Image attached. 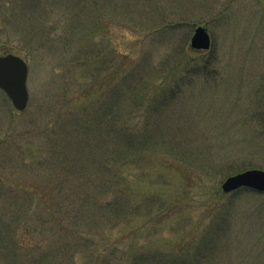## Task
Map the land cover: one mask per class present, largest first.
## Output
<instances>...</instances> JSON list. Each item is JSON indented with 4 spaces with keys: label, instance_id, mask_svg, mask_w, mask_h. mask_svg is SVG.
I'll return each mask as SVG.
<instances>
[{
    "label": "rangeland",
    "instance_id": "obj_1",
    "mask_svg": "<svg viewBox=\"0 0 264 264\" xmlns=\"http://www.w3.org/2000/svg\"><path fill=\"white\" fill-rule=\"evenodd\" d=\"M75 1L0 0V56L26 61L29 92L19 112L0 89V264H264V193L216 194L264 170V0ZM99 103L145 132L127 166L77 124ZM116 178L133 205L102 218L85 197Z\"/></svg>",
    "mask_w": 264,
    "mask_h": 264
},
{
    "label": "trees",
    "instance_id": "obj_2",
    "mask_svg": "<svg viewBox=\"0 0 264 264\" xmlns=\"http://www.w3.org/2000/svg\"><path fill=\"white\" fill-rule=\"evenodd\" d=\"M38 1L42 2L43 0H38ZM86 1L87 0H76L75 1L76 4H71V6H72V8H76L77 7L76 5L81 6L80 4L83 5V3L85 4ZM5 54H8V52ZM97 105H101L100 108L103 106L102 109H104V113L102 115H98V113L91 114L92 116L89 119L91 122L90 126H88L87 124L81 125L82 123H80V122H78L77 124L83 127L85 134H87V132L89 130L97 131L99 134L98 140H99L100 144L107 145L111 140H113V142L116 141L115 144L118 147H120L119 144L123 143V150L121 152V155L119 154L116 159L114 158L110 162L112 164L123 162L124 166H127L126 164H128L127 161H128V159H130L131 153H133V155L131 156V158H132L135 156L134 154L138 151L136 148L138 136L139 135L142 136L143 134H145V132L139 134V131H138L139 128L137 130H135L137 127L135 129H133V126L129 125V122L126 118L121 119L119 116H116L115 114L109 112V109L106 110L105 105H103L101 103H99ZM93 110H94V108H93ZM109 113H111V114H109ZM86 117H88V116L86 115ZM118 121L120 122L119 127H117ZM127 125L129 127H127ZM130 126L132 127V129L130 128ZM60 135H61V133H59V135H57L58 137L55 140H52L51 145H50L51 146V152L53 155L52 158L55 161H56V158H59L61 160V159H63L62 157H64V158L68 157L67 149H65L64 152L61 151V153L59 150H57L58 147L64 148L63 143H64V140L66 139L65 137H61ZM82 155H85V154H82ZM87 156L89 157V154H87ZM80 157L85 158L84 156H80ZM105 157H107V155ZM95 160H96V158H95ZM100 162L103 165L99 166L98 169L99 170L104 169V168L107 169V167H108L107 165L109 164V162L107 160H101ZM93 164H95V163L93 162ZM55 166H56V170H57L59 165L58 166L55 165ZM86 167L87 166L84 163H81L79 165H71L68 167L65 166L64 167V173L67 171V168H78V172H81L80 169H86ZM62 168H63V166H62ZM66 179H63V181H61L60 184H62V182H63V185H65ZM76 187L78 188L79 191L84 189L83 182L78 181L76 184ZM57 188H58V185L55 186V189H57ZM22 190L28 192L27 189H22ZM100 190L101 191L98 192L99 194H97V196L95 198L94 197L91 198L89 195L86 196L85 197V204L90 205L89 209L91 210V208H93V211L95 212V214H96V212H97V214H101L102 218H106L112 213L123 212V210H120V209H124V208L126 209V208H129L133 205V204H131V202H130L131 200L129 198V194H130L129 193V187L127 188L126 182L122 181V178L121 179L120 178L114 179L113 182L107 183L105 185V187L101 186ZM216 191H217L216 194L218 193L217 195L220 197V199H222V197L224 196L225 193L220 188H217ZM240 191H253V190H250L247 188H241ZM155 206H157V204L151 203V205H150L151 208H154ZM151 212L152 211H150L149 213H151ZM20 218H21L20 216H14V217H12L11 220L16 222ZM24 219H26V218H24ZM95 222H97V220ZM102 262H103V264H112L111 262H109L107 260H103ZM136 262L137 261H132L131 264H138V262L137 263ZM174 262L175 263H173V264H177V260H174Z\"/></svg>",
    "mask_w": 264,
    "mask_h": 264
},
{
    "label": "water",
    "instance_id": "obj_3",
    "mask_svg": "<svg viewBox=\"0 0 264 264\" xmlns=\"http://www.w3.org/2000/svg\"><path fill=\"white\" fill-rule=\"evenodd\" d=\"M191 47L196 50L210 49L211 37L204 27L196 28ZM27 78L28 65L22 57L12 53L0 56V89L20 112L24 111L29 103ZM243 187L264 192V170H247L229 176L222 183L224 193H231Z\"/></svg>",
    "mask_w": 264,
    "mask_h": 264
}]
</instances>
